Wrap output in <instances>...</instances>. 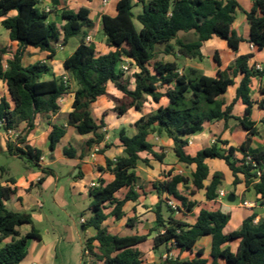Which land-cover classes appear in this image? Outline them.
Here are the masks:
<instances>
[{
  "label": "trees",
  "instance_id": "obj_1",
  "mask_svg": "<svg viewBox=\"0 0 264 264\" xmlns=\"http://www.w3.org/2000/svg\"><path fill=\"white\" fill-rule=\"evenodd\" d=\"M65 1L50 0L51 7L47 12L40 7V0H0L1 24L9 31L11 42L18 45L6 66L3 57L8 48H0V80L8 91L0 95V128L5 132L20 131V125L26 124L16 139H8L7 153L38 166L43 151L27 144L37 127L38 117L47 119L52 127L48 136L51 152L67 134L68 127H73L80 136H90L85 141L87 147L105 142L106 115L98 121L92 106L110 95V85L122 94L116 98L120 116L130 110L141 111L148 100L157 105L155 111L135 122V134L129 135L125 128L119 130L118 139L124 155L107 158L105 168L99 169L111 173L113 178L100 177L98 184L89 189L91 203L88 209L91 213L83 228H93L96 234L86 238L81 264H150L144 260L140 246L151 234L119 236L113 234L105 222L110 217L122 220L126 204L140 198L139 165L151 167V160L164 162L166 154L156 152L149 140L152 134L172 140L179 161L195 164L196 169L191 179L169 171L163 175V180L153 183L160 204L155 209L156 226L152 233L156 236L151 248L157 251L166 247L168 252L172 248L192 251L201 238L212 237L211 259L203 258V251H199L198 257L193 259L166 258L160 264H264V218L255 224L256 215L248 217L238 230L229 233L225 229L231 215L220 210L201 209L192 226L175 218L176 213H190L196 206L179 192L180 185L189 190L191 196L205 190L208 201L217 199L224 174L210 175L206 164L209 158L223 160L233 175V186L244 183L246 190L252 188L260 195L264 206V148L250 149L253 138L259 136L252 120L251 87L255 78L264 77V71L250 65L254 57L251 54L238 56L228 68L219 69L216 77L195 68L181 71L178 62L179 57L202 61V46L214 36L226 40L234 51L238 50L242 39L232 29L236 11L240 8L238 0H140L142 12L138 15L133 11V0H119L117 15L102 17V31L110 48L105 54L99 53L94 43L87 42L95 29L89 9L81 7L75 11ZM58 11L64 21L62 26L50 20L51 14ZM246 15L251 28L250 42L262 51L264 0H255ZM74 37L79 45L63 63L64 70L77 86L73 110L67 115L66 125L52 123L51 119L62 110L60 101L72 92V87L67 77L65 81V77L54 74L49 61L56 58L58 45L65 47ZM28 47L47 52V60L25 66L23 58ZM169 56L173 59L169 60ZM214 61L221 67L218 53L214 55ZM125 62L135 66L137 71L128 75L129 72L121 69ZM239 75L242 78L236 97L226 105L223 96ZM238 102L246 106L242 117L232 114ZM260 107L264 110V103H260ZM231 119L236 120L246 133L240 146H231L227 152H222L214 144L195 156L189 154V138L200 133L206 122L224 120L228 123ZM214 143L228 144L219 137ZM238 152L242 154L240 159ZM64 154L74 158L77 150L68 146ZM43 170L51 174V169ZM257 171L261 172L260 177ZM5 174V169H0V240L10 238L11 241L0 249V264H20L28 253L29 241L40 239V235L33 226L30 213L15 212L7 207V202L16 197L17 188L15 178H6ZM208 180L210 182L206 184ZM190 183L192 187H189ZM123 190H127L124 196L118 197ZM171 198L180 202L177 210L168 204ZM135 222V218H129L127 226L132 227ZM25 224L33 227L23 235L19 228ZM233 242H239L237 251L234 252L230 245L224 247Z\"/></svg>",
  "mask_w": 264,
  "mask_h": 264
},
{
  "label": "crops",
  "instance_id": "obj_2",
  "mask_svg": "<svg viewBox=\"0 0 264 264\" xmlns=\"http://www.w3.org/2000/svg\"><path fill=\"white\" fill-rule=\"evenodd\" d=\"M104 1L105 0H68V3L66 4L68 7L75 11H78L81 7H86L87 9H89L90 18L95 23V29L93 34L90 35L91 37L95 36L98 31L102 30L103 15H110L112 17L117 15V3L119 0H107V2ZM139 1L140 0H133L135 6L133 11L135 15H138L142 12V5L139 3ZM254 1L255 0H238L240 8L236 11V18L232 26V29L236 33V35L238 37H241L242 39V42L239 44L237 51H234L232 48H230L226 40L214 36L212 39L205 42L202 46L201 50L204 55V59L202 61L179 57V64L182 61L186 62V67L181 66V71H184L188 68H195L202 71V73L207 76L216 77L217 71L219 69L225 70L235 61L238 56L248 54L254 56L250 62L251 66H254L255 68V65L259 63L264 67V50L259 51L256 47H253L250 42L251 28L246 12L250 11L253 8ZM45 2L47 4V7H51L50 0H46ZM57 16H60L61 23H58L56 21L54 22H56L59 26H62L64 24V21L61 17L60 11L57 12ZM1 22L2 19L0 18V35H4L5 41L9 40V42H5L4 40L0 39V48H8V53L3 57V64L6 66L7 60L11 58L12 53L16 51L18 45L17 43L11 42L9 31L2 26ZM135 24L138 28H141V25L137 21H135ZM70 42L71 40L69 41L67 46L70 45ZM93 43L96 44L94 38ZM78 45L75 47V49L78 47ZM29 50L40 51L39 49L28 47L24 54L23 64L26 54ZM109 51L110 48L108 47V51L105 53H108ZM42 53L46 54L47 58L48 53ZM216 53H218L221 60V67H219L218 64L214 61V55ZM57 56L54 60L57 59ZM167 58L169 60L173 59L171 56ZM54 60L51 61V63L49 61V64L51 66L53 65L52 63L54 62ZM38 61L45 60L42 59ZM52 68L54 74L57 77H67L68 79L73 81L70 75L64 70V68L63 71H57L54 66H52ZM133 70L134 72L137 71L135 66H133ZM241 78L242 75H239L237 78H235V84L229 87L227 93L223 96L226 105L231 104L236 97V89L240 83ZM46 79H51V77H46ZM71 81V87L73 86L71 90L72 92L60 101L62 110L59 114L55 115L51 119L52 123L66 125L67 115L73 110L72 104L74 101V91L77 89V86L74 81V84ZM111 87L115 91H117L112 85L109 86V89ZM262 89H264V77L255 78L252 82L251 87V97L254 101L252 120L255 122L259 130V136L253 138L250 149L264 148V110L260 107V103H264V94H262ZM7 93L8 91L6 86L4 85L3 81L0 80V95H4ZM118 93L121 97L122 94L120 92ZM245 108L246 106L242 102H238L235 105L232 114L236 117H242L244 116ZM25 128L26 124L23 123L20 125L19 130L22 131ZM51 129L52 127L50 126L47 119L38 117L37 127L27 139L28 145L43 151L42 157H44V160H40L37 166L30 161L21 159L17 156H11L7 153V142L10 137H8L7 133L0 128V169H5L6 178H15L16 184L14 186L17 188L16 197L7 202V207L15 212L30 213L34 222L33 226L37 230L38 228L36 219L41 224H45V229L43 230V232H39L38 230L40 239H31L29 241L28 253L20 264H57L59 258L61 259L60 264H64L67 250H69V245L67 244L77 243V237L81 241L80 243L83 247L86 238L94 236L96 234V230H94L93 228H88L87 230H85L82 223V219L87 220L88 218V216L84 214L85 210H83V208L85 206L89 207L91 201L88 205L84 204L83 208H81V203L90 198L89 189L92 183L98 184V179L100 177L107 180H111L113 178V175L111 173L99 170L100 168H105L106 159H115L118 156L124 155L123 147L121 146L118 138L117 140H115V143H105V140V142L96 143L91 147H87L86 143H72L68 141L67 137L76 132L73 127H68L67 134L64 136V138H62L60 143H58L55 151L51 152L49 150L48 140ZM106 129L107 122L104 130L107 131ZM81 137L86 138L84 139L86 141L90 136ZM217 137H219L223 141H227L228 144L224 145L222 143H214ZM245 139L246 133L239 127L238 122L234 119H231L228 123H226L224 120L206 122L204 124L203 130L200 133L189 138L187 150L191 156H195L199 151L216 144L217 148L222 152H227L229 147H238ZM150 142L153 144L154 150L156 152H164L166 154L163 163L155 161L159 163L157 167L160 174L159 178L151 181L148 187H146L144 183L139 182L141 188L138 187V191L141 196L137 201L128 202L126 204V206L124 207L125 217L120 221H116L113 217H110L105 222V225L109 227V230L113 234H117L119 236L151 234V236L148 237L147 242L140 246V249L143 252L144 260L150 264H160L161 261L166 258L193 259L195 257H198L199 251H203V258L211 259V236H205L201 238L192 251L181 252L179 248H172L171 251L168 252L166 250V247H162L157 251L151 248L153 239L156 236L155 232L152 233V229L156 226L155 209L160 204V198L153 188V183L163 180V175L168 173L169 171H172L174 174L184 175L185 177L191 179L192 174L196 169V165H187L179 161L173 150L174 143L172 140L167 139L166 143H153L152 141ZM68 146H73L77 150L76 157L70 158L64 154V149ZM142 156L145 157V155ZM48 158L51 159V162H49ZM237 158H242V154L238 152ZM18 161L25 162V169L24 171L18 170L17 172H14L13 169L16 167ZM153 161L154 160H151L150 163ZM58 162H61L63 165H65L63 176L69 178V186L74 192V199L75 202H77L76 206L79 211H81L79 224L75 222L74 225H70L66 222L58 223L56 222V220H53V217L51 216L53 210L56 207L61 210L64 209V211L69 207V202L66 198V188L64 185L60 184L61 178L56 175L54 169L52 168V166ZM141 164L137 169V175L140 180H145L144 176L139 173V170H142ZM206 164L210 169L211 176L215 172H222L224 174V180L221 189L228 194L226 198L227 200L229 195H233L234 193L235 201L230 202L226 201V199L220 201L217 199L208 201L205 197V190H201L196 195L191 196L189 194V190H186L183 185H180L178 188L179 192L187 197L189 201L195 202L196 206L190 213H176L175 218L177 220L192 226L196 223L201 209H208L212 211L220 210L223 213L231 215L230 222L225 229V232L229 233L234 230H238L242 226L244 220L248 217L256 215V218L254 220L255 224H257L261 218H264V206L262 205L260 195L256 194V192L252 188L246 190L244 183L238 184L236 187H234L233 175L223 160L209 158L206 159ZM43 169H51V174H46ZM240 177L243 178L242 176ZM209 182L210 180L206 181V184H209ZM226 186H228L229 189H226ZM189 187H192L191 183L189 184ZM231 187H233V191L229 192ZM126 191L127 190H123L118 193V197L122 198ZM49 192L51 193L54 202V205H51L52 207H48L49 203L44 198V195L48 194ZM237 198L241 199L240 203H236ZM177 202L180 204L179 201ZM129 205L134 207L133 213H128L127 207ZM129 218L136 219V222L132 227L127 226V221ZM33 226L25 224L22 225L19 230L23 235H25L32 231ZM116 227L118 229H116ZM122 227H124V229H122ZM10 241V238L3 241L0 240V249H2ZM228 245H230L232 247V250L235 252L238 249L239 242L229 243L224 247ZM144 246H146V249H144Z\"/></svg>",
  "mask_w": 264,
  "mask_h": 264
},
{
  "label": "rangeland",
  "instance_id": "obj_3",
  "mask_svg": "<svg viewBox=\"0 0 264 264\" xmlns=\"http://www.w3.org/2000/svg\"><path fill=\"white\" fill-rule=\"evenodd\" d=\"M45 1L46 0H40V7L44 10H46L50 7V6L47 7V4ZM65 3L67 4L68 0H66ZM50 20L61 23V18H60V16H57V13L51 14ZM93 38L96 41L95 45L97 46V49L100 53H105L108 51V47L106 45V40H105V35H104L102 30L98 31L96 33V35L91 38L90 43H93ZM0 39L5 41L3 34L0 35ZM5 42H9V40H7ZM78 43H79L78 39L76 37H74L71 39L69 46L63 47V48L60 47V45L57 46L58 56H57V59L54 60V62L52 63L53 64L52 66H54V68H56L57 71H63V61L74 52V49L78 45ZM42 59L47 60L46 54L42 53L41 51L29 50L26 54L24 64L25 65L31 64V63H34L38 60H42ZM50 63H51V61H50ZM180 66L186 67V62L182 61L180 63ZM127 74L132 75L131 73H127ZM73 81H71V82L74 84ZM109 92H110L109 96L103 97L97 103L93 104L92 112H93L94 117L98 121L101 120V118L104 115H106L105 119L107 122V129H106L107 134H106V142L105 143H115V140H117V138H118V132L120 129H122V128L127 129L129 135L135 134V132H136V129L134 126L135 122L138 119H140L142 116H146V115L152 113L153 111H155L157 108V105L155 103H153L151 100H148L147 102H145L144 107L142 108L141 111L131 110L125 116L120 117V115L118 114V111L116 110V107H117L116 98L120 97V94L117 91H115L112 87L109 89ZM103 131H105V130H103ZM67 139H68V141H70L72 143H85L84 139H86V138L81 137L80 135L77 134V132H75L71 136L69 135L67 137ZM149 139L153 143H166L168 138L160 137L157 134H152ZM163 140H164V142H163ZM61 143H64V142H61ZM48 160H49V162H51L50 158H48ZM24 163L25 162L18 161L16 164V167L13 169L14 172H17L18 170L24 171V169H25ZM158 164L159 163H157L155 161L151 162V165H152L151 167H147L146 165L141 164L142 170H139V173H141L144 176L145 180L141 179L139 182L144 183L145 186L148 187V185L151 181H153L154 179H158L159 175H160L159 170L157 168ZM52 168L54 169L56 175H58L61 178L60 184L64 185L66 188V195H67L66 198L69 202V207L67 209H65V211H64V209L61 210V209L56 207L53 210V213L51 216L53 217V220H56V222H58V223L66 222L70 225H74V222H75V223L79 224L80 218H81V211H79V209L76 206L77 202H75L74 192L72 191L71 187L69 186V178L63 176L64 170H65V165H63L61 162H58V163L54 164L52 166ZM225 188L229 189L228 186H226ZM183 191H185V190H183ZM232 191H233V187L230 188L229 192H232ZM44 198L49 203L48 207L49 206L52 207L51 205H54L53 198H52L50 192L48 194H45ZM90 201H91V197L88 198V200H86L85 202L81 203V208L84 207V204L88 205L90 203ZM226 201H228V200L226 199ZM240 202H241V199L237 198L236 203H240ZM85 207L83 208V210H85L84 214L88 216L91 212L89 211L87 206H85ZM133 209H134V207L129 205L127 207L128 213H133ZM36 224H37V228H38L39 232L40 231L43 232V230L45 229L44 228L45 224L44 225L41 224L37 219H36ZM116 229H118V228L116 227ZM122 229H124V227H122ZM76 240H77V243L67 244V245H69V250H67L66 259L64 261V264H81L82 245L80 243L81 241L79 240V238L76 237ZM144 247L143 248L146 249V246H144ZM60 263H61V259L59 258L57 264H60Z\"/></svg>",
  "mask_w": 264,
  "mask_h": 264
},
{
  "label": "built area",
  "instance_id": "obj_4",
  "mask_svg": "<svg viewBox=\"0 0 264 264\" xmlns=\"http://www.w3.org/2000/svg\"><path fill=\"white\" fill-rule=\"evenodd\" d=\"M104 2H107V0H105ZM46 11L49 12V11H50V8L46 9ZM91 38H92L91 36H88V37H87V42L90 43ZM252 46L255 47L253 44H252ZM62 48H63V47H62ZM121 69H123L125 72H129V73H131V74L134 73L133 67H131L127 62H125V63H123V64L121 65ZM255 69L258 70V71H264V67H263V65H261V64H259V63L255 65ZM64 80L67 81L68 79L65 77ZM6 133H7L8 137H10V139H13V140H14V139H16V138L19 136L20 131H17V130H9V131L6 132ZM247 159H248V160H251L250 157H247ZM41 160H44V157H41ZM257 175H258V177H260L261 172H260V171H257ZM96 185H97V184L92 183V184H91V187H94V186H96ZM227 196H228V194H227L224 190L221 189V190L218 191V197H217V200L220 201V200L226 199ZM168 204H169L173 209H175V210H177L178 207L180 206V204H179L175 199H173V198H171V199L169 200ZM84 222H85V220L82 219V223H84Z\"/></svg>",
  "mask_w": 264,
  "mask_h": 264
},
{
  "label": "water",
  "instance_id": "obj_5",
  "mask_svg": "<svg viewBox=\"0 0 264 264\" xmlns=\"http://www.w3.org/2000/svg\"><path fill=\"white\" fill-rule=\"evenodd\" d=\"M228 201L234 202L235 201V196L230 194L229 197H228Z\"/></svg>",
  "mask_w": 264,
  "mask_h": 264
}]
</instances>
